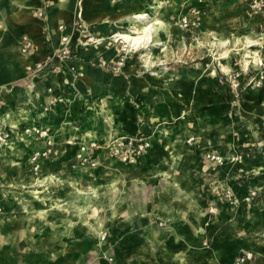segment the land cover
Masks as SVG:
<instances>
[{
    "label": "rangeland",
    "instance_id": "1",
    "mask_svg": "<svg viewBox=\"0 0 264 264\" xmlns=\"http://www.w3.org/2000/svg\"><path fill=\"white\" fill-rule=\"evenodd\" d=\"M17 2L0 0V264H264V7L151 0L134 49L112 30L139 23L99 33L79 0L33 60Z\"/></svg>",
    "mask_w": 264,
    "mask_h": 264
},
{
    "label": "crops",
    "instance_id": "2",
    "mask_svg": "<svg viewBox=\"0 0 264 264\" xmlns=\"http://www.w3.org/2000/svg\"><path fill=\"white\" fill-rule=\"evenodd\" d=\"M13 6L14 13L10 21L13 26L14 38L28 36L35 43L33 60L43 59L46 55L42 44V27L48 25L55 39L58 40L60 25H68L72 19L79 0H19ZM151 0H81V9L86 21L98 26L99 33H110L114 25L131 22L132 15L137 11H147ZM138 7L139 9H137ZM136 8V9H135ZM37 12H45L46 18L41 19ZM132 14V15H131ZM15 29V30H14ZM59 30V31H58ZM116 31L117 30H112ZM113 35V36H114ZM112 36V37H113ZM115 37V36H114ZM100 40V39H99ZM116 57V56H114ZM113 57V59H114Z\"/></svg>",
    "mask_w": 264,
    "mask_h": 264
},
{
    "label": "bare ground",
    "instance_id": "3",
    "mask_svg": "<svg viewBox=\"0 0 264 264\" xmlns=\"http://www.w3.org/2000/svg\"><path fill=\"white\" fill-rule=\"evenodd\" d=\"M132 15V14H131ZM148 13L143 11L135 12L131 19L135 22L139 23L140 27H133L134 30L129 33H116L115 37L121 39L123 43L127 44V46L137 49L144 44H148L152 42V33L154 31V26L156 22L153 19L148 18ZM59 30H61L59 28ZM97 41V40H96Z\"/></svg>",
    "mask_w": 264,
    "mask_h": 264
},
{
    "label": "built area",
    "instance_id": "4",
    "mask_svg": "<svg viewBox=\"0 0 264 264\" xmlns=\"http://www.w3.org/2000/svg\"><path fill=\"white\" fill-rule=\"evenodd\" d=\"M254 8H262L264 7V0H252ZM183 25L186 26L187 22L186 20H183ZM67 38L63 37L62 42H66ZM67 47L65 46V49ZM64 49V50H65ZM123 145L128 148V149H133L134 152L140 153L141 151L147 149L150 146V141L148 137H139V138H134L132 140H128L127 142L123 143ZM215 156H212L211 159H214ZM257 190H249L246 200L253 199L254 197H257ZM226 198L230 202H234L233 194L230 191L226 192ZM252 259V254L249 252H244L240 254L237 257L236 264H244Z\"/></svg>",
    "mask_w": 264,
    "mask_h": 264
}]
</instances>
